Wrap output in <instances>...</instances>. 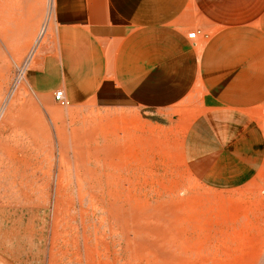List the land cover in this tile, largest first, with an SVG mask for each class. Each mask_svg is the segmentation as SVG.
<instances>
[{
  "label": "rangeland",
  "instance_id": "obj_1",
  "mask_svg": "<svg viewBox=\"0 0 264 264\" xmlns=\"http://www.w3.org/2000/svg\"><path fill=\"white\" fill-rule=\"evenodd\" d=\"M55 10L0 0V262L264 264V169L233 188L200 180L184 143L199 111L34 86Z\"/></svg>",
  "mask_w": 264,
  "mask_h": 264
},
{
  "label": "crops",
  "instance_id": "obj_2",
  "mask_svg": "<svg viewBox=\"0 0 264 264\" xmlns=\"http://www.w3.org/2000/svg\"><path fill=\"white\" fill-rule=\"evenodd\" d=\"M55 2L36 88L63 84L77 103L103 94L120 108L199 111L185 158L212 186L264 169V0Z\"/></svg>",
  "mask_w": 264,
  "mask_h": 264
},
{
  "label": "built area",
  "instance_id": "obj_3",
  "mask_svg": "<svg viewBox=\"0 0 264 264\" xmlns=\"http://www.w3.org/2000/svg\"><path fill=\"white\" fill-rule=\"evenodd\" d=\"M199 34V31H192L188 34V37L191 38V39H194L197 37V35ZM55 99L57 102L61 103V104H67L68 103V100L64 94L63 91H58L56 94H55Z\"/></svg>",
  "mask_w": 264,
  "mask_h": 264
}]
</instances>
